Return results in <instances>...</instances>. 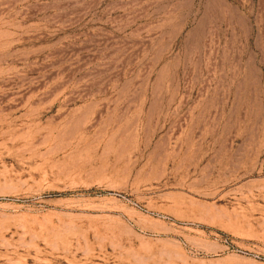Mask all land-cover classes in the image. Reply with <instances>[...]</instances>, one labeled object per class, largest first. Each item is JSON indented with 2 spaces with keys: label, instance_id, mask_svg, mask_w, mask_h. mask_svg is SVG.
<instances>
[{
  "label": "rangeland",
  "instance_id": "rangeland-1",
  "mask_svg": "<svg viewBox=\"0 0 264 264\" xmlns=\"http://www.w3.org/2000/svg\"><path fill=\"white\" fill-rule=\"evenodd\" d=\"M0 264H264V0H0Z\"/></svg>",
  "mask_w": 264,
  "mask_h": 264
}]
</instances>
